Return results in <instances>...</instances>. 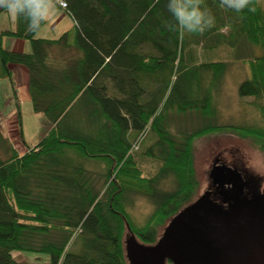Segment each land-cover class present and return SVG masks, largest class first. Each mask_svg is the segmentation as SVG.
<instances>
[{
    "label": "trees",
    "instance_id": "16d2710c",
    "mask_svg": "<svg viewBox=\"0 0 264 264\" xmlns=\"http://www.w3.org/2000/svg\"><path fill=\"white\" fill-rule=\"evenodd\" d=\"M62 1L73 33L39 39L46 21L33 32L23 17H17L16 32H0V72L14 92L19 127L13 65L27 69L33 110L52 126L23 155L0 131V264H21L14 252L46 256L47 264H129L126 234L153 247L158 230L194 203L196 140L229 131L264 155V127L213 125V103L201 79L210 75L219 82L227 64H198L189 51L201 43L207 51L237 52L244 43L259 49L260 57L248 59L251 78L239 95L264 100V8L252 0L254 12H236L221 0H203L214 26L184 33L167 9L169 0ZM9 37L29 42L32 53L7 50ZM254 106L264 119V106ZM169 108L178 115L198 113L203 127L174 134L166 127ZM148 133L157 139L141 157L150 171L136 153ZM167 181L173 185L169 191L163 188ZM133 194L156 207L143 228L128 213ZM213 200L222 198L216 194Z\"/></svg>",
    "mask_w": 264,
    "mask_h": 264
},
{
    "label": "rangeland",
    "instance_id": "374dc122",
    "mask_svg": "<svg viewBox=\"0 0 264 264\" xmlns=\"http://www.w3.org/2000/svg\"><path fill=\"white\" fill-rule=\"evenodd\" d=\"M260 5L264 8V0L260 1ZM75 24L68 16V14L59 6L55 12L46 20V25L42 28L37 38L47 40H58L66 33H73ZM17 17L10 13L0 14V32H16ZM8 39V47H11L14 38ZM26 44L25 54L32 53V47L29 42ZM206 44L190 45L189 51L195 56L197 63H211L224 62L227 64V71L220 78L219 82H212L210 75H204L201 79L202 90L210 92L211 102L213 103L214 126H233V127H264V119L260 112L256 109L254 104H262L264 100H257L254 98H241L239 95L240 85L251 78V68L248 59L253 57H260L262 52L254 47H249L247 44H242L237 52L230 51L227 47H219L213 51L205 49ZM9 50V49H8ZM23 67V66H21ZM23 69L27 71L26 68ZM0 72V77H1ZM169 77V75H167ZM152 84L151 81L149 82ZM149 85V91L153 90L155 86ZM173 83L171 84L172 87ZM170 90L160 103L161 111L164 109L166 100L170 96ZM8 78L0 79V102L13 100L14 94ZM204 92H202L203 94ZM198 97L201 94L196 93ZM19 99V97H18ZM21 99L19 100V102ZM21 127L13 129L12 124H8L13 132L11 142L15 143L16 149L20 155L27 152L28 147H36L39 142L48 134L49 128L44 126L41 121H45L43 114H36L33 110V105L30 102L23 104L21 107ZM168 116L166 127L174 134L178 131L192 133L195 130L203 127L204 121L198 113L192 112L186 115H178L172 111L171 108L167 110ZM41 117V118H40ZM14 121V120H13ZM209 124V122L207 123ZM18 136L16 137V135ZM16 137V139L14 138ZM154 134L144 136V140L140 149L136 152L138 156L143 157L147 147H152L156 142L152 141ZM15 139V140H14ZM132 141L139 140L137 135H132ZM36 145V146H34ZM14 146V147H15ZM145 162L147 171L151 170L150 165L145 158H141ZM216 160H220L230 168H236L245 177V180L252 184V189L261 185L264 189V155L255 148L251 141L242 140L235 134L229 131L220 133H213L196 140L194 144V161L196 177L199 183V188L192 202H196L206 192L213 191L211 180L209 179L210 172ZM96 172H100L101 168H94ZM150 173V172H149ZM100 180L98 181V184ZM101 184H99L100 186ZM164 190H171L173 188L172 182L167 181L163 186ZM132 203L128 208V213L133 223L138 228L146 226L148 220L155 212V205L148 197L143 195H132ZM170 223H168L169 225ZM168 225L158 230L159 240L162 239ZM132 234H126V242L131 239ZM138 244H141L137 241ZM13 257L16 262L21 264H47L48 258L46 256H38L31 253L14 252Z\"/></svg>",
    "mask_w": 264,
    "mask_h": 264
},
{
    "label": "water",
    "instance_id": "95a60500",
    "mask_svg": "<svg viewBox=\"0 0 264 264\" xmlns=\"http://www.w3.org/2000/svg\"><path fill=\"white\" fill-rule=\"evenodd\" d=\"M209 179L222 201L206 192L170 222L153 247L132 235L126 242L129 264H264V191L246 196L242 173L220 160Z\"/></svg>",
    "mask_w": 264,
    "mask_h": 264
},
{
    "label": "clouds",
    "instance_id": "9594fccd",
    "mask_svg": "<svg viewBox=\"0 0 264 264\" xmlns=\"http://www.w3.org/2000/svg\"><path fill=\"white\" fill-rule=\"evenodd\" d=\"M203 0H169L168 11L174 17L181 32L203 33L215 24V17L201 8ZM252 0H221L222 6L236 12L250 7ZM55 0H0V9L16 17H23L28 22V30L37 32L49 15L57 9Z\"/></svg>",
    "mask_w": 264,
    "mask_h": 264
},
{
    "label": "crops",
    "instance_id": "0c3cea01",
    "mask_svg": "<svg viewBox=\"0 0 264 264\" xmlns=\"http://www.w3.org/2000/svg\"><path fill=\"white\" fill-rule=\"evenodd\" d=\"M7 41H8V39L4 40V47L7 50L9 49V51H12V52L25 53V51H26V44L24 43L25 41L14 39L11 47H8ZM10 70L13 74V81L15 84V92L17 93L19 100L21 99V101H20L21 107L23 104H26V102L28 104H30V102L32 103L31 95H30V89H29V73L26 72L23 69V67H21V66H14L13 65L10 67ZM1 78H2V76L0 77V79ZM3 78H5V77H3ZM38 115H40V114H38ZM41 122L44 126L49 128V130L52 128L50 122L46 119V117H45V121H41ZM8 124H12L13 129L19 128V116H18V111L16 108L14 98H13V100H7L6 102H0V131L4 135V137L13 146H15V143L11 142L12 141L11 138L14 135H13V132L11 130V127ZM17 136H18V134L16 135V137ZM16 137H14V138L16 139ZM38 144H36V145H38ZM36 145H34V146H36Z\"/></svg>",
    "mask_w": 264,
    "mask_h": 264
},
{
    "label": "flooded vegetation",
    "instance_id": "af4514ba",
    "mask_svg": "<svg viewBox=\"0 0 264 264\" xmlns=\"http://www.w3.org/2000/svg\"><path fill=\"white\" fill-rule=\"evenodd\" d=\"M245 178V177H244ZM247 182V181H246ZM249 184V183H248ZM224 191H226L227 193H230L231 191L230 190H224ZM261 191H264V189H262L260 186H257L255 189H251V187H250V184H249V188H248V190L245 192V195L246 196H249L250 198L251 197H253L254 195H256V194H258V193H260ZM213 193H214V196L216 195V194H218V192H216L215 191V189H213V191H212ZM167 264H170L169 262L167 263Z\"/></svg>",
    "mask_w": 264,
    "mask_h": 264
},
{
    "label": "built area",
    "instance_id": "2783aa9c",
    "mask_svg": "<svg viewBox=\"0 0 264 264\" xmlns=\"http://www.w3.org/2000/svg\"><path fill=\"white\" fill-rule=\"evenodd\" d=\"M56 4L63 10H65L67 8V5L64 1L62 0H55Z\"/></svg>",
    "mask_w": 264,
    "mask_h": 264
}]
</instances>
